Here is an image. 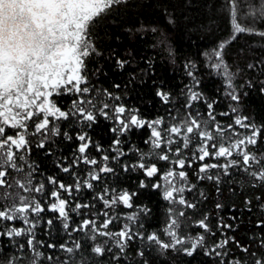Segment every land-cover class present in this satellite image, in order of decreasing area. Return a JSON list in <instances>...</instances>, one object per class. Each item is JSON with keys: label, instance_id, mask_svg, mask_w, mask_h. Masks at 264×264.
I'll list each match as a JSON object with an SVG mask.
<instances>
[{"label": "trees", "instance_id": "trees-1", "mask_svg": "<svg viewBox=\"0 0 264 264\" xmlns=\"http://www.w3.org/2000/svg\"><path fill=\"white\" fill-rule=\"evenodd\" d=\"M225 4L226 0H125L100 19L92 30L94 42L101 55H94L87 60L89 80L95 89L101 92L108 89L114 95L120 96V100L115 102L104 98L107 103H122L127 108L139 109L141 118L148 121L162 119L164 122L162 127H167L186 119L189 113L199 120L209 119V110L203 101H194L191 108L185 107L188 103V87L194 85L193 77L188 75V71H192L195 79L199 81V85L193 90L202 93L205 100L215 101L214 115L221 127L226 129V136L232 135V131L227 130L229 124L233 126L235 132L241 135L249 134V130L234 124L237 115L247 117L245 123L255 124L261 129L257 144L248 147V150L261 160V164H254L249 172L259 171L264 166V92H261V88L264 87V39L245 32L226 43L222 54L223 61L226 65L235 64V69L239 73L238 78L233 79L231 75V83L232 89L239 93L240 102L237 104L228 100L227 93L232 89L227 87L223 70L213 68L209 59L218 46L233 33L232 18ZM238 4L237 22L258 32L264 31V19H254L245 14L258 11L264 0H238ZM116 59L128 60L129 63L121 70L116 66ZM186 64L189 65L188 68L185 67ZM101 67V74L93 76V70ZM115 84H119L120 88H115ZM158 88L169 94L168 103H164L156 95ZM92 97H96L95 92L92 93ZM230 106L236 107L238 111L233 113ZM57 123L61 132H69L73 140H65L63 135L52 137L48 142L52 146L51 155L47 154L48 144L44 149H40L36 147L38 142L35 141L30 153L25 156L27 162L35 168L32 175L33 185L41 182L45 184L42 194L24 193L35 195L46 209L40 214L42 219L34 229L36 241L43 242V245H37L42 253L37 264H65V261L67 264H221V261L223 264L237 262L255 264L257 259L264 260V227H257L259 223L264 222V181L254 179L242 166L229 169L228 176L220 174L219 169H211L209 175L220 174L219 183L215 180H200L197 174L201 162L194 161L191 168L186 164L182 169L188 174V184L195 185L191 191H185L183 196L187 201L195 203L196 207L193 209L178 206V209H173L174 205L163 199L160 188L151 187L152 184H157L159 176L170 168L162 160L155 156L147 158V163H155L159 169L152 178L145 177L142 170L130 169L125 172L122 168L125 163L134 164L139 159V153L151 151L150 145L145 143L151 134L147 126L133 128L130 133L121 137L120 148L126 155L121 157L119 163L111 159L107 162L109 166L115 168V173L102 174L101 181L92 182L94 184L92 189L82 187L79 192L73 191L71 196L61 192L62 198L69 201L70 226L75 228L82 220L91 219L95 220L99 227L108 218L102 214L107 211L109 217H114V220L103 231L118 232L127 223L134 231L142 232L145 236L155 233L162 241L170 243L165 231L170 219L179 221V227L176 228L178 235L194 237L203 232L195 225V221L207 216L211 232L204 234L205 247L198 249L189 257L182 251L161 250L155 243L134 238L121 252L116 247L115 238L113 240L104 236L109 240L103 245L105 248L103 256L94 254L92 247L100 245L105 238L93 241L89 239V232H72L69 235L70 230L65 231L62 222L55 218L57 214L47 211L50 192L54 188L47 182V177L52 176L65 185L74 184L76 179L70 173L63 172L57 164L63 166L71 164L79 143L75 135L80 129L75 124L70 126L67 121ZM114 126L112 120L98 115L96 123L91 128L84 129L92 141L101 146L102 152H97L92 147L88 153L101 163H104L101 160L103 155L110 157L115 155L111 151L115 134L110 131ZM181 154L190 159L192 145ZM18 163L23 164V172L9 170L10 174L6 177L13 185L16 179L23 180L25 174L30 171L23 161ZM204 163H224V160L207 159ZM88 167L80 164L72 171L83 180ZM171 167L174 168L175 165ZM141 180H144L148 187L140 188ZM105 187L110 191L114 188L117 192L121 190L136 192L137 195L132 199L134 206L124 208L117 205L105 209L103 202L95 199ZM76 203L91 206L73 211ZM218 203L223 207L217 209ZM144 207L150 209V212L146 216L141 213L135 223L126 222L121 217L124 213L130 215ZM170 208L174 210L172 213L169 212ZM182 208L185 216H177L176 213ZM49 219L53 220L51 226L46 223ZM14 223L18 228L23 226L21 221ZM220 223L232 225V228H218L217 225ZM226 238L229 240L228 244L219 250L226 255L204 254L206 249L212 248ZM15 239L18 243L26 245L27 237ZM76 241L81 247L72 254L60 248L61 244L73 247ZM49 243L55 244L56 247L48 248ZM242 248H247L248 251H242ZM140 252L144 253L143 256L139 255ZM49 256L51 259H48ZM32 260L33 254L27 246L21 252L6 237H0V264H9L10 261L12 264H32Z\"/></svg>", "mask_w": 264, "mask_h": 264}, {"label": "snow or ice", "instance_id": "snow-or-ice-1", "mask_svg": "<svg viewBox=\"0 0 264 264\" xmlns=\"http://www.w3.org/2000/svg\"><path fill=\"white\" fill-rule=\"evenodd\" d=\"M124 2L125 0H0V189L3 190L0 191V225H3L0 227V237H6L21 252L27 246V249L33 254L32 264H37L42 256L37 245H43V242L36 241L34 229L42 219L40 214L46 209L35 195H24L23 193L42 194L45 184L41 182L38 185H33L32 175L35 168L27 162L23 153L31 151L29 135L40 136L36 147L44 149L48 144L47 154L49 155L52 154V146L48 142L52 137L63 135L65 140H73V136L69 132H61L58 121H67L70 126L75 124L80 129L75 135V139L79 143L71 164L68 166L57 164L63 172L70 173L76 179L74 184L65 185L52 176L47 177V182L54 186L50 192L47 211L57 214L55 218L62 222L65 231L70 230L69 235L72 232H90L89 239L93 241L97 235L110 239L115 238L116 247L121 252L124 251L128 242L139 238L147 240L149 243H155L161 250L182 251L191 257L198 249L205 247L204 234L211 232L207 216L195 221V225L203 232L194 237L178 235L175 229L179 227V221L170 219V223L165 229L167 235L171 237L170 243H165L155 233L145 236L142 232L134 231L127 223L118 232L101 231V229H107L114 220V217H109L107 211L102 214L108 218L99 227L95 220L84 219L77 227L71 228L69 201L62 198L61 192H66L68 196H71L73 191L79 192L82 187L92 189L94 187L92 182L101 181L102 174L115 173V168L109 166L107 162L111 159L119 163L121 157L126 155L120 148L121 137L130 133L133 128L139 129L147 126L151 130L149 139L145 141L150 145L151 151L139 153V159L134 164H123V171L139 169L143 171L145 177L151 178L158 173L159 169L155 163L146 162L148 157L155 156L159 160L169 161L175 167L170 168L163 175L165 184L163 186L158 183L152 184L151 187L153 189L163 187V199L169 204H178L183 208L194 209L196 207L195 203L187 201L183 196L185 191H191L195 187V185L188 184V174L182 170L186 164L191 168L194 161H200L197 178L215 180L217 183H219L220 174L228 176L231 168L242 166L244 171L249 172L254 164H261V160L248 150L250 145L257 144L261 129L255 124L245 123L248 120L247 117L237 115L234 124L249 130V134L241 135L235 132L233 126L229 124L227 130H231L232 135L226 136V129L221 127L214 115L215 101H207L202 93L193 90L199 85V81L195 79L192 71H188V75L193 77L194 85L188 87V103L185 107L191 108L192 102L203 101L209 110V119L199 120L189 113L186 119L167 127H162L164 123L162 119L148 121L141 118L139 109L127 108L122 103H107L104 98L115 102L120 100V96L114 95L108 89H103L101 92L91 86L86 62L94 55H101L94 42L92 30L100 19L110 13L115 6ZM225 7L232 18L233 39L236 35L245 32L264 37V31L258 32L254 28L241 26L237 22L238 0H226ZM245 14L254 19H264V4L260 5L258 11H250ZM224 48L225 43L222 42L214 51L218 63L212 64V67L217 70L223 67L227 87L232 89L231 74L227 71V65L223 61ZM128 63V60L116 59V66L121 70ZM185 67L188 68L189 65L186 64ZM101 72L102 67L94 69L92 74L98 76ZM114 87L120 88V85L115 84ZM93 92L96 93L95 98L92 97ZM261 92H264V87L261 88ZM67 94H71L74 98L71 101V107L63 110L58 106L55 97ZM156 95L164 103L169 102L167 92L158 88ZM227 95L232 101L239 104L240 96L234 89ZM230 107L233 113L238 111L236 107ZM98 115L112 120L115 125L110 129L115 134L111 149L115 155L111 157L103 155L101 160L104 163L88 154L92 147L97 152L103 150L99 144L92 141L88 132L84 130L91 128L96 123ZM221 115H228V113H221ZM30 121L34 127V131L31 133H29ZM209 123H211V127H209ZM8 130H12L13 134H8ZM233 137L236 138L233 139ZM180 143H182V147H176L173 150L172 145ZM190 145H194L195 149L191 158L182 157L181 152L188 149ZM169 153H172L175 159H172ZM221 158L224 163H204L207 159L218 161ZM18 161L27 164L30 171L25 174L23 180L16 179L13 185L7 181L6 177L10 174L9 170L23 172V164H19ZM80 164L89 166L83 180L72 171ZM177 169L181 170L177 171ZM211 169H219L220 174L209 175ZM249 174L256 180L264 181V166L259 171H250ZM139 187L146 188L148 185L144 180H141ZM136 195V192L129 193L127 190L117 192L114 188L110 191L105 187L95 199L102 201L105 209H110L118 204L132 208L134 206L132 199ZM90 206L89 204L76 203L73 211ZM216 207L220 209L223 206L218 203ZM183 208L176 213L177 216H185ZM173 211L172 208L169 209L170 213ZM149 212L150 209L146 207L140 208L138 212L128 215L126 219L135 223L141 213L146 216ZM233 219L235 218L233 217ZM15 221H21L23 226L16 227ZM5 222L8 223L5 224ZM46 223L51 226L53 220L49 219ZM141 227H143L142 224ZM217 227L230 229L232 225L220 223ZM257 227H264V222L259 223ZM18 237H27L26 245L18 243L15 239ZM228 242L227 238L219 241L212 248L206 249L204 254L226 255L219 250L223 249ZM47 247L55 248L56 245L49 243ZM80 247L81 244L78 241L74 242L73 247H68L67 244L60 245V248L69 254L79 250ZM242 251L247 252L248 249L242 248ZM92 252L103 256L105 248L102 245H95L92 247ZM143 254V252L139 253L141 256ZM48 259L51 257L49 256ZM9 264H12V261ZM255 264H264V260L257 259Z\"/></svg>", "mask_w": 264, "mask_h": 264}, {"label": "rangeland", "instance_id": "rangeland-1", "mask_svg": "<svg viewBox=\"0 0 264 264\" xmlns=\"http://www.w3.org/2000/svg\"><path fill=\"white\" fill-rule=\"evenodd\" d=\"M248 34H250V33H248ZM252 35V34H251ZM254 35V34H253ZM256 37H258V38H261V39H264V37H262V36H259V35H255ZM233 33H231V35L229 36V38L224 42L225 43V47H226V43H228V42H230V41H232L233 40ZM224 51H225V48H224V50H223V53H224ZM210 60H211V63L210 64H214V63H218V61L216 60V58H215V55H214V52L211 54V57L209 58ZM235 64H228L227 65V71L233 76V79L236 77V78H238L239 76H238V71L235 69ZM223 71H224V69H223V67L221 68ZM220 69V70H221ZM238 76V77H237ZM233 90V89H232ZM231 90V91H232ZM236 92V91H235ZM188 93V92H187ZM238 95H239V93L238 92H236ZM227 98H228V100H230V101H232L231 99H230V97L227 95ZM174 146V147H173ZM176 147H182V143H180V144H174V145H172V148H173V150L176 148ZM195 149H194V145H192V152L194 151ZM169 155H170V157L172 158V159H175V157H174V155L172 154V153H169ZM181 156L182 157H184L185 155H182L181 154ZM186 158V157H185ZM163 161V160H162ZM164 162V164H166V165H168L170 168H173V167H171V165H173V164H171L169 161H163ZM169 168V169H170ZM168 169V170H169ZM165 174V173H164ZM163 174V175H164ZM163 175H160L159 176V182H158V184H160V185H164L165 184V181H164V179H163ZM154 177V176H153ZM152 178V177H151ZM160 190H161V192H163V187H161L160 188ZM24 194V193H23ZM24 195H26V194H24ZM119 205H121L122 207H124V208H127V207H125L123 204H118V206ZM114 206H117V205H114ZM178 206H180V205H178V204H176V205H174L173 206V209H178ZM129 214H125L124 213V215H121V217H123L125 220H126V222H129L127 219H126V217L128 216ZM104 229H101V231H103ZM176 230V229H175ZM90 233V232H89ZM90 235H91V233H90ZM89 235V236H90ZM166 237H167V239H168V241H170L171 242V237L169 236V235H167V233H166ZM101 238H105L104 236H99V235H97V237H96V239H98V240H101ZM108 240H109V238H105V240H102L101 241V243H100V245H106L107 244V242H108ZM113 240H114V238H113ZM97 245H99V244H97Z\"/></svg>", "mask_w": 264, "mask_h": 264}, {"label": "flooded vegetation", "instance_id": "flooded-vegetation-1", "mask_svg": "<svg viewBox=\"0 0 264 264\" xmlns=\"http://www.w3.org/2000/svg\"><path fill=\"white\" fill-rule=\"evenodd\" d=\"M73 98L74 97L71 94L55 97L56 101L58 102V106H60L63 110H67L68 108L71 107V101H72ZM29 125H30L29 133H31L32 131H34V127L32 126V122L31 121L29 122ZM8 134H13L12 130H8ZM40 138H41L40 136H31V135H29V139L31 141V145L35 141L39 142ZM23 154L25 156L27 155V153H23Z\"/></svg>", "mask_w": 264, "mask_h": 264}]
</instances>
